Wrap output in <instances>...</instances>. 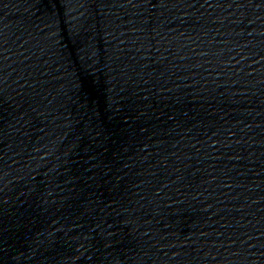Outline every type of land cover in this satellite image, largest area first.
I'll list each match as a JSON object with an SVG mask.
<instances>
[{
    "label": "water",
    "instance_id": "water-1",
    "mask_svg": "<svg viewBox=\"0 0 264 264\" xmlns=\"http://www.w3.org/2000/svg\"><path fill=\"white\" fill-rule=\"evenodd\" d=\"M0 264H264V0H0Z\"/></svg>",
    "mask_w": 264,
    "mask_h": 264
},
{
    "label": "snow or ice",
    "instance_id": "snow-or-ice-1",
    "mask_svg": "<svg viewBox=\"0 0 264 264\" xmlns=\"http://www.w3.org/2000/svg\"><path fill=\"white\" fill-rule=\"evenodd\" d=\"M144 3H155V0H143ZM161 3L164 2V0H160ZM171 119V117H170Z\"/></svg>",
    "mask_w": 264,
    "mask_h": 264
}]
</instances>
